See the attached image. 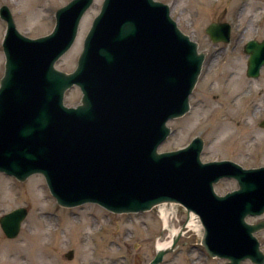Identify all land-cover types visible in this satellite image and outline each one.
I'll use <instances>...</instances> for the list:
<instances>
[{"label":"water","instance_id":"1","mask_svg":"<svg viewBox=\"0 0 264 264\" xmlns=\"http://www.w3.org/2000/svg\"><path fill=\"white\" fill-rule=\"evenodd\" d=\"M93 2L71 0L57 10L52 33L35 39L21 34L9 8H1L8 30L0 81V173L20 181L42 174L64 207L96 203L121 214L183 205L199 217V242L212 257L264 264L255 236L264 221H246L264 214V167L203 162L201 137L183 149L159 152L171 134L168 121L190 110L206 56L181 31L167 4L104 0L76 69L56 68ZM207 33L213 42H230L231 25L211 23ZM244 51L250 56L247 75L259 77L264 40H250ZM75 85L81 103L68 107L65 93ZM226 177L239 188L218 195L215 184ZM27 214V208H18L1 217L7 237L18 236ZM185 226L150 264L163 262ZM66 256L72 259L74 252Z\"/></svg>","mask_w":264,"mask_h":264},{"label":"rangeland","instance_id":"2","mask_svg":"<svg viewBox=\"0 0 264 264\" xmlns=\"http://www.w3.org/2000/svg\"><path fill=\"white\" fill-rule=\"evenodd\" d=\"M70 1L0 0V7L8 5L20 32L37 38L54 30L56 11ZM156 1L169 5L178 27L206 53L190 98L191 109L168 122L173 133L159 152L175 151L202 137L203 162L231 160L244 168L264 166V127L260 126L264 121V66L258 78L248 77L249 56L244 53L249 40L264 39V5L252 11L250 6L256 0ZM102 3L95 0L84 14L77 39L57 62V69L67 73L76 69L84 39ZM223 21L232 25L231 42L214 43L206 28ZM5 31L6 23L0 18V81L5 69ZM81 99V90L73 87L66 92L64 103L77 107ZM237 187L234 179L223 178L215 190L222 195ZM21 207L27 208L28 214L16 238H8L0 224V264H149L157 253V242L169 239L187 221L181 205L176 206L167 225L160 207L129 214L113 213L92 203L63 207L50 193L42 174L21 182L0 173V218ZM261 219L264 214L247 221L257 223ZM256 235L264 252V229ZM71 250L75 254L69 260L65 255ZM226 263V259L211 257L199 243L198 233L186 228L161 264ZM242 264L254 263L246 260Z\"/></svg>","mask_w":264,"mask_h":264},{"label":"bare ground","instance_id":"3","mask_svg":"<svg viewBox=\"0 0 264 264\" xmlns=\"http://www.w3.org/2000/svg\"><path fill=\"white\" fill-rule=\"evenodd\" d=\"M263 5H264V0L263 1L256 0L255 3H253L251 6L250 5L249 6H250L251 10L253 11L256 8L260 9ZM241 87H243L242 83H240V89H241ZM175 208H176L175 204L160 207L161 216H162V219H163L165 225H167L169 223V220L171 219L172 215L176 212ZM186 226H187L188 230L196 231L198 233V235L201 237L202 225L199 221V218L195 214H193V213L190 214L189 220L186 222ZM178 231H179V229H175L171 233V237L165 241L159 240L157 242V249L161 250V249H166V248L170 247L171 239L174 235H176L178 233Z\"/></svg>","mask_w":264,"mask_h":264}]
</instances>
